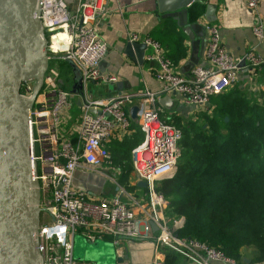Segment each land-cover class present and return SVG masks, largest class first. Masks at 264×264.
I'll return each mask as SVG.
<instances>
[{
  "label": "built area",
  "instance_id": "built-area-1",
  "mask_svg": "<svg viewBox=\"0 0 264 264\" xmlns=\"http://www.w3.org/2000/svg\"><path fill=\"white\" fill-rule=\"evenodd\" d=\"M108 0H41L40 21L49 39V67L43 86L36 96L30 126L32 131V157L37 164V177L41 190V214L36 234L41 264H92L74 259V237L80 231L90 241L109 239L117 246V255L124 257L123 242L138 239L151 240L157 249L166 246L197 264L221 261L234 264L235 260L222 249L193 238H184L175 231L185 224V217L166 216L169 202L157 189V184L170 178L177 170L181 155L182 130L160 118L155 105V92H119L111 97L93 99L88 96V85L117 83L119 76L102 72L100 63L109 52L102 39L98 22L109 13ZM262 0H248V7L256 13L253 32L264 39L259 17ZM209 42L206 52L208 64L195 65L189 75L179 73L166 56L160 42L138 33L130 41L143 42L152 48L148 60L155 62L156 78L165 86L164 92H175L189 105L207 107L214 95L225 92L233 85L239 71L247 65L258 66L264 58L249 54L244 61L236 60L222 44L217 26L207 24ZM66 33L67 47L53 48V37ZM68 60L81 71L83 105L76 127L75 139L64 133L69 110L75 93L60 85V71L50 65L51 58ZM35 81L23 83L21 94L31 97ZM142 96L149 106L141 107L138 121L145 133L143 141L132 150L133 166L141 180L147 183V200L131 205L121 193L96 198L87 190L74 185L75 172L98 170L105 162L112 165L107 142L115 132L127 133L131 125L128 106ZM142 217L138 216V212ZM151 222L157 226L152 228ZM152 264H163L161 252ZM117 264H128L127 260ZM258 264H264V260Z\"/></svg>",
  "mask_w": 264,
  "mask_h": 264
},
{
  "label": "crops",
  "instance_id": "crops-1",
  "mask_svg": "<svg viewBox=\"0 0 264 264\" xmlns=\"http://www.w3.org/2000/svg\"><path fill=\"white\" fill-rule=\"evenodd\" d=\"M195 1L205 8L204 13L195 21H190L188 10L189 24L196 26L197 33L192 40L174 17L159 9L158 0H108L109 13L98 22L100 35L109 47L108 55L100 63V70L118 75L119 81L114 84L91 82L88 85V96L100 99L119 92H155L157 95L155 105L161 113L167 115L164 118L169 120L177 115L184 122L197 120L203 113L212 116L216 102L224 96L230 98V102L238 98L243 99L246 105L241 108H247L248 105L264 107V63L258 66H249L246 63L230 88L214 95L207 107H197L187 104L178 93L163 91L165 84L155 75L157 64L149 61L147 57V54L152 52L151 47L146 51L143 63L125 53V46L130 42V34L138 33L142 37H151L162 44L174 68L181 74L189 75L195 65L208 64L206 52L209 32L205 26L211 24L219 28L222 44L236 60L244 61L249 54L264 58V39H258L253 32L257 15L248 7V0H193L191 5ZM209 6L213 7L210 11ZM259 17L264 29V0L260 4ZM202 31L205 32L204 36H201ZM64 61L66 63L62 66L60 85L75 93V97L69 110L68 124L63 130L66 135L75 139L76 127L82 112L84 88L81 71L72 62ZM142 98L137 96L134 104L128 106L131 117L128 132L117 131L107 142L112 165L105 162L98 167V170L79 168L74 177V185L77 188L87 190L96 198L114 196L123 191L121 193L123 199L131 205L147 200V187L140 184L143 180L134 169L132 157V150L143 141L145 136L138 121V113L141 107L149 105ZM134 106L139 107L136 119L131 116V109ZM136 211L138 212V209ZM138 216L142 217L139 212ZM122 246L125 255H129L125 260L133 264H152L159 255L158 252L162 253L164 261L166 259V253L161 247L157 249L155 242L151 240L138 239L129 243L124 241ZM243 253L244 261L234 259V264L260 262L254 260L255 254L251 250L243 249ZM182 257L185 264H197ZM212 264L225 263L213 261Z\"/></svg>",
  "mask_w": 264,
  "mask_h": 264
},
{
  "label": "trees",
  "instance_id": "trees-1",
  "mask_svg": "<svg viewBox=\"0 0 264 264\" xmlns=\"http://www.w3.org/2000/svg\"><path fill=\"white\" fill-rule=\"evenodd\" d=\"M204 8L195 1L189 7L190 21ZM224 97L212 116L184 122L174 115L168 120L182 130L181 155L174 175L161 180L157 189L169 202L166 216L185 217L184 226L175 231L178 236L220 248L237 261H244L243 249L251 250L253 259L261 262L264 107L241 108L246 105L243 99L230 102ZM161 249L166 253L163 264H185L179 253Z\"/></svg>",
  "mask_w": 264,
  "mask_h": 264
},
{
  "label": "water",
  "instance_id": "water-1",
  "mask_svg": "<svg viewBox=\"0 0 264 264\" xmlns=\"http://www.w3.org/2000/svg\"><path fill=\"white\" fill-rule=\"evenodd\" d=\"M192 2L158 0L159 9L174 17L194 40L196 26L188 21ZM40 6L41 0H0V264L42 261L36 237L41 190L32 157L30 126L33 102L43 86L50 58L49 39L39 18ZM212 8L209 6V11ZM204 34L202 31L201 36ZM147 50L143 42L130 41L125 46V53L140 63ZM27 81H35L31 97L21 94ZM138 108L131 109L133 119L137 118ZM140 184L147 186L145 181ZM151 225L157 230L154 222ZM128 257L126 254L118 261Z\"/></svg>",
  "mask_w": 264,
  "mask_h": 264
},
{
  "label": "rangeland",
  "instance_id": "rangeland-1",
  "mask_svg": "<svg viewBox=\"0 0 264 264\" xmlns=\"http://www.w3.org/2000/svg\"><path fill=\"white\" fill-rule=\"evenodd\" d=\"M63 63H66V61L57 57L50 59V65L56 67L60 73L62 71ZM203 114L200 115V117L206 116V113ZM164 117H167V115L160 112V118L168 120ZM41 219L47 221L48 217L42 213ZM74 259L76 261L90 262L92 264H117V246L109 239H97L95 242H92L78 231L74 237ZM127 263L133 264L128 261Z\"/></svg>",
  "mask_w": 264,
  "mask_h": 264
},
{
  "label": "bare ground",
  "instance_id": "bare-ground-1",
  "mask_svg": "<svg viewBox=\"0 0 264 264\" xmlns=\"http://www.w3.org/2000/svg\"><path fill=\"white\" fill-rule=\"evenodd\" d=\"M67 35L66 33H59L56 34L53 37V48L58 49V48H63L65 49L67 47Z\"/></svg>",
  "mask_w": 264,
  "mask_h": 264
}]
</instances>
